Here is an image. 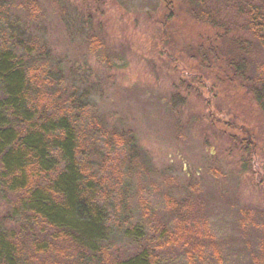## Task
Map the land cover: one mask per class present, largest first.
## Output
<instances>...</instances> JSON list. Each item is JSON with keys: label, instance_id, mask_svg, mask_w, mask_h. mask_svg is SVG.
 <instances>
[{"label": "trees", "instance_id": "1", "mask_svg": "<svg viewBox=\"0 0 264 264\" xmlns=\"http://www.w3.org/2000/svg\"><path fill=\"white\" fill-rule=\"evenodd\" d=\"M12 1L0 0V26L8 28L0 48V197L8 208L0 214V264H162V249L173 245L191 263L208 245L218 253L215 237L195 220L204 202L193 190L168 197L175 225L154 218V234L146 236L134 222L133 180L149 169L133 131L110 128L94 113L97 86L78 69L67 71L45 41L14 19ZM229 1L161 5L217 30L209 46L190 49V56L222 61L226 78L246 88L264 112V61L253 60L257 49L264 51V0ZM38 3L18 0L28 19ZM216 40L225 42L223 51ZM254 66L260 75L252 74ZM233 138L254 154L251 139ZM143 201V218L153 221ZM259 213L257 264H264V209ZM123 241L134 250L122 251Z\"/></svg>", "mask_w": 264, "mask_h": 264}, {"label": "rangeland", "instance_id": "2", "mask_svg": "<svg viewBox=\"0 0 264 264\" xmlns=\"http://www.w3.org/2000/svg\"><path fill=\"white\" fill-rule=\"evenodd\" d=\"M228 5L221 8L231 15ZM11 7L13 18L45 41L67 71L78 69L97 86L94 113L110 128L133 131L149 169L134 178L131 199L134 222L146 236L154 234V218L176 224L168 197L193 190L203 200L195 220L215 237L218 253L208 245L191 263L173 245L162 249V264H257L264 112L246 88L226 78L222 61L190 56V49L209 46L217 30L188 13L174 15L161 0H39L33 19L18 0ZM7 33L0 26V48ZM215 43L226 47L223 40ZM253 55L255 64L264 61L262 49ZM252 74L261 71L255 67ZM234 136L251 139L254 154H245ZM141 200L153 221L143 218ZM6 209L0 197V214ZM119 246L132 252L135 244Z\"/></svg>", "mask_w": 264, "mask_h": 264}]
</instances>
